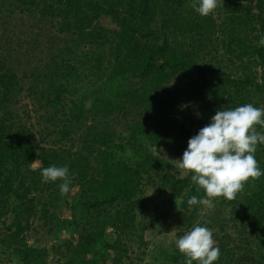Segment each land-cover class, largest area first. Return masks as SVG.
Masks as SVG:
<instances>
[{
	"label": "trees",
	"instance_id": "obj_1",
	"mask_svg": "<svg viewBox=\"0 0 264 264\" xmlns=\"http://www.w3.org/2000/svg\"><path fill=\"white\" fill-rule=\"evenodd\" d=\"M14 1L11 8L71 40L28 88L32 112L43 111L41 120L57 128L56 147L36 136L28 107H13L24 82L0 57V264H51V256L52 264H127L134 245L147 248L149 187L162 195L154 223L176 212L185 231L208 224L221 251L214 264H264V176L245 183L243 195L201 210L187 203L205 195L191 173L166 167L180 163L216 111L264 108V0H218L206 17L193 0ZM81 47L88 51L76 56ZM88 59L102 61L98 80L108 86L67 104ZM125 104L150 124L127 121L116 131L90 122L78 145L64 146L89 115H122ZM255 157L264 169V145ZM53 164L75 173L67 195L61 181L42 182L40 170ZM68 201L71 218L61 219L56 210ZM152 259L145 264H184L185 257L174 242Z\"/></svg>",
	"mask_w": 264,
	"mask_h": 264
},
{
	"label": "clouds",
	"instance_id": "obj_2",
	"mask_svg": "<svg viewBox=\"0 0 264 264\" xmlns=\"http://www.w3.org/2000/svg\"><path fill=\"white\" fill-rule=\"evenodd\" d=\"M218 0H193V9L202 17L210 15ZM187 105H181L185 108ZM197 116L199 113L197 112ZM264 108L251 103L232 109L218 110L210 122L188 140L179 167L191 173V180L205 195H192L189 206L201 210L215 207V198L233 200L243 191L245 183L264 176L255 157L259 145H264ZM42 182L59 184L60 194L67 195L75 173L68 165H51L40 170ZM176 247L185 257L184 264H214L221 256L213 230L207 223H196L176 240Z\"/></svg>",
	"mask_w": 264,
	"mask_h": 264
},
{
	"label": "rangeland",
	"instance_id": "obj_3",
	"mask_svg": "<svg viewBox=\"0 0 264 264\" xmlns=\"http://www.w3.org/2000/svg\"><path fill=\"white\" fill-rule=\"evenodd\" d=\"M11 1L15 2L14 0L1 1L2 4L4 3V8L0 9V52L3 53V55L0 54V57L7 60L11 69H13L16 75L24 82V90L17 96V100L15 101L16 104L13 107L23 108V110L27 109L25 107H28L30 114H32L31 123L35 125L34 132L36 136L39 137L41 135V139L44 140L43 144L45 146L49 148L56 147L58 145L59 135L56 133L53 134L52 132L57 131V128L45 124L44 120H41L40 115L44 114L43 111L37 113L32 112L34 111V101L28 97V88L34 83V77L37 78L44 67L50 66L51 60L54 59L55 56H58L57 54H59L60 49L64 48L68 43L67 41L71 39L56 31L49 21H46L44 24H39V26L36 25L35 23H39V21L36 22L28 13H23V9H21L19 5H14V8H11ZM85 51H88V48H78L76 50V56H79ZM103 57L104 63L101 60L99 62L91 59L87 60L88 69L80 71V81L72 85L71 94L67 97V104H70L71 100H79L85 94L90 95L93 92L105 90V87L108 85L98 80V70L96 69V65H100L102 62L101 66L105 70L107 65L106 58L108 57L105 55H103ZM179 78L178 76L172 80L169 84L170 90L174 89ZM90 102V100L87 102V107L90 106ZM124 106L125 109L122 115L115 114L109 118L103 116L95 118V116L89 115V119L86 122L81 121V125L78 127L77 131L63 142L64 146L68 148L72 143L76 144L79 142L85 134L84 129L90 122L91 124L99 126L101 129L109 125L110 128L116 131L125 129L127 121L131 124L139 122L150 124L147 114L142 110L126 104ZM70 139L72 141H70ZM76 145H78V143ZM166 167L173 172H186L181 169L179 163L175 161H170ZM245 190L244 187L241 192L243 193ZM145 200L149 208L148 220L150 222L148 226L149 229H147L144 236L147 248L142 247V249H139L137 245H134L129 253V259L126 261L127 264H145L153 262V254L159 253L160 247L170 246L185 232V226L180 223L176 212L175 214H171L163 225L154 223V216L157 214L156 207L162 200L160 192L154 191L152 187H149L146 190ZM69 206L70 203L68 201L63 207V210H56V214L61 219H70L71 210ZM204 220H206V218L203 215V217L200 218V222ZM1 226L2 224L0 222V228ZM108 237L109 239L113 238L112 230L108 232ZM254 258L256 259V257ZM52 260H54L53 256L49 258L51 264ZM16 262L17 261H14L13 264Z\"/></svg>",
	"mask_w": 264,
	"mask_h": 264
}]
</instances>
